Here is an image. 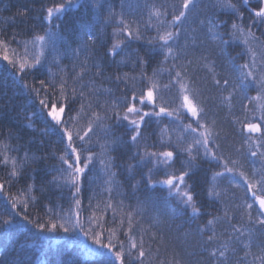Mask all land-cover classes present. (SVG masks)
<instances>
[{
	"label": "snow or ice",
	"instance_id": "6c2138e0",
	"mask_svg": "<svg viewBox=\"0 0 264 264\" xmlns=\"http://www.w3.org/2000/svg\"><path fill=\"white\" fill-rule=\"evenodd\" d=\"M113 2L41 0L43 34L29 25L30 41L18 40L16 33L6 36L0 29V96L10 82L31 109L19 130H0V264H67L48 259V245L80 235L87 238L90 254L104 258L102 264H152L154 254L156 264H195V250L172 248L167 254L171 246L165 244L164 228L182 215L212 216L196 229L209 264H264V233L258 240L254 235V229H264V168L251 174L242 170L233 152L224 150L222 130L209 108L210 100L218 101L231 113L233 100L243 97L247 104L241 103V116H233V122L245 143L253 136L259 137L257 148L264 143V103H258L264 101V40L253 31L264 35V0H256L255 8L250 0L240 6L231 0H150L142 5L147 20L138 16L139 0L135 6L120 0L119 11ZM217 9L234 19L218 21ZM34 11L24 7L16 15L27 24ZM193 23L219 51L198 43ZM148 29L155 35L147 38L143 54L135 49L125 53L126 59H115L132 42L144 40ZM234 46L243 51L218 64ZM157 56L161 67L149 75L146 69ZM63 59L72 61L70 71ZM125 63L139 67V75L105 76L108 67ZM198 72L205 75L198 79ZM104 79L123 83L128 94L115 97L97 83ZM209 85L215 97L205 95ZM250 90L256 95L249 97ZM152 125L156 128L149 133ZM248 154L264 157L251 148ZM220 180H228L231 189L243 185L247 199L225 203L228 189ZM65 190L67 212L55 202L43 205L44 215L30 210L38 203L36 193L63 197ZM232 199H240L234 191ZM205 201L223 204L224 215L207 211ZM81 210L90 214L81 219ZM234 218L238 225L231 223ZM217 223H227L230 231L217 233ZM18 234L32 240L37 251L29 254L23 243L10 247V238Z\"/></svg>",
	"mask_w": 264,
	"mask_h": 264
},
{
	"label": "trees",
	"instance_id": "16d2710c",
	"mask_svg": "<svg viewBox=\"0 0 264 264\" xmlns=\"http://www.w3.org/2000/svg\"><path fill=\"white\" fill-rule=\"evenodd\" d=\"M57 2H60V0H57ZM130 2L133 4V6L136 5L137 0H130ZM141 7L138 10V16L142 18L143 20H147L146 16V9L142 6L144 3L150 2V0H139ZM169 3L172 2V0H168ZM232 3H236L238 6L242 3V0H231ZM44 3H50V0H44ZM251 7H256V0H250ZM24 7H31L34 8L35 11L30 13V19L27 24L22 23L21 19L16 15L17 11L19 9H22ZM113 7L116 8L117 11L120 10V0H114ZM202 7H204L202 5ZM41 8V0H0V29L4 30L6 33V36H10L13 33L17 34L18 40H29L31 39L32 33L29 32L28 28L29 25H36L35 27V33L37 34H43V29L40 26L39 23V17L41 15L40 12ZM127 11V9H125ZM241 11H244V8L241 7ZM207 12L209 15L212 14L213 10L211 8L207 9ZM215 13L219 20H230L234 19V17H230L229 14L222 12L221 10L217 9L215 10ZM247 15V14H246ZM170 18V17H169ZM203 19V16L201 17ZM217 21V22H218ZM192 28L197 29L195 33H192V35H195L197 37L198 43L200 41H203L208 45V48L213 51H219L215 47L216 43L215 41H212L204 31L201 30L198 23H193ZM115 27V25H113ZM108 34H111L112 27H109L107 30ZM220 31H224L223 28L220 29ZM253 31L256 33L257 36H260L262 40H264V35L256 29H253ZM142 35L145 37L144 40L141 41H134L132 42L129 47L125 49L124 52L120 54V56H117L115 59L117 61L126 59L125 53H131L135 49H139L141 51V54L145 52V48L143 45L146 44L147 38H150L155 35V32L151 29H148L142 33ZM122 38V37H121ZM226 38V37H225ZM15 46V45H14ZM110 46V45H109ZM259 47V45H257ZM194 55H199V49L192 50ZM243 51L242 46H234L232 48L227 49V55L224 57L222 61L218 60L219 63H226L227 59L229 57H235L237 56V53H240ZM259 55V53H258ZM98 56H103V49H100ZM162 59V57L157 56L150 64V66L146 69L149 75H151L152 70L161 67L159 64V61ZM244 59H247L245 57ZM237 62L242 63L243 60H237ZM72 61L69 59H63L61 61V64L69 69L70 71V65ZM51 71L53 73H56L59 71V68L53 64L50 66ZM163 67H167V65H164ZM218 71H222L221 68L218 67ZM140 72L139 67H134L130 63H125L117 66L116 64H113L111 67H108L105 72V76H113V75H122L124 73H128L132 76H138ZM46 75V73H45ZM205 74L203 72L197 73V78L203 77ZM38 78H45L44 76H40ZM29 82H31L32 78H27ZM162 82L166 81V76H161ZM97 83L102 84L104 88H110L113 90L115 97H122L124 95H127L128 92L125 89V85L123 83L117 85L115 83L109 82L107 79L104 80H98ZM210 91L206 92L205 95L209 97H215L217 95L216 91L214 89H211V86H208ZM6 95L0 96V130L7 131L8 129H12L13 131L19 130V126L23 124L24 122V116L26 112L31 111L30 108L27 107V104L30 103V101H27L25 96L21 93V91L18 88H14L11 86L9 82V87L6 90ZM247 95L249 97L255 96L256 91L250 90ZM241 103L247 104V100H244L243 97H237L233 100V108L230 113L229 108L226 105L220 104L218 101L212 102L209 101V108L211 109L210 115L212 113H215L214 117L217 120V123L222 130V144L224 146V150L226 152H233V159H239L241 163L244 165L242 168L243 171H245L248 174H251L252 169H262L264 168V157L260 156L259 154L256 157L249 156V148H251V151H257L258 153L264 152V143H261L260 147L257 148L256 141L259 140L258 136H253L251 141L248 143H245V137L240 134L239 131V125L235 124L233 122V116L240 117L241 116ZM258 103H264V101H260ZM249 107H252V105H249ZM258 114V113H257ZM167 123V121H165ZM156 128V125H152L148 132L152 133L153 129ZM122 131V130H121ZM155 138V137H153ZM27 139V137H25ZM15 143V141H13ZM101 143H103V140H101ZM241 145L243 147L241 148ZM28 147V146H26ZM32 151L36 152V147L31 146ZM235 149H241L240 154L235 153ZM94 151L99 152L100 149L96 148ZM39 155V152L36 153ZM115 155V153H113ZM49 163H52V161H49ZM33 167L40 168L41 166L38 164L33 165ZM99 168V166H97ZM207 167V165H205ZM214 171H220L219 168L214 167ZM2 174V173H0ZM209 176L211 173L208 174ZM119 180L123 181L125 179L124 176L118 177ZM137 179H139V176H137ZM218 184L224 189H228V194L224 197L225 203H235L239 204L244 199H247V196L245 195V188L243 185H241L239 188L231 189L229 188V181L228 180H220L217 181ZM126 186V185H125ZM235 192L236 196L240 199L233 200L232 199V192ZM38 197V203L36 205V208L33 210L30 208V210L34 211V214H40L44 215L46 209L43 207L45 204H53L54 202L56 204L63 206V211L67 212L70 207V203L68 200V192L65 190L63 193V197H61V194L59 192H48L45 195L41 196L40 193H36ZM88 194H85V197ZM249 203L251 200L248 201ZM84 204L87 205V199L85 198ZM205 205L207 207V211L211 212L214 216H223L224 215V205L221 203H213L212 201H205ZM255 209V205H254ZM54 211H61L60 208L54 207ZM90 213L87 210H81L80 217L81 219H84L87 217ZM97 215H100L98 212ZM253 215H255V211H253ZM47 218V217H45ZM105 219H110V216H106ZM212 219V216H202L193 219H189L188 216H180L176 219L169 220L168 224L164 228V234H165V244L170 245L169 251L167 254L171 253V249L174 248L176 251H182L190 253L192 251H196L197 255L192 257L195 264H209V255L207 251H202L199 248V242L201 241V237L199 235H196V229L197 227H203L208 220ZM233 225H238L240 221L238 219H233L231 221ZM106 227L113 226L111 224H106ZM215 231L217 233H223L225 230L230 231L229 225L227 223H217L215 226ZM262 233H264V229L256 228L254 229V235L257 238H261ZM211 233H206V235ZM206 235L204 238H206ZM121 239L124 237L121 236ZM87 241V238L80 235L75 238V240L66 241V240H60L59 242L53 241L48 245L49 248V256L48 259L50 260H64L67 262V264H102V260L104 258L97 257L95 255H92L89 253V250L85 246ZM24 244V250L28 252L29 254L32 252L37 251L35 244L32 240H27L25 242V238L23 235H16L12 238H10L9 246L15 247L18 244ZM253 251L255 252L256 249L253 248ZM160 252L162 255H165V249L164 247H160ZM242 255V253H241ZM11 258V257H10ZM152 264H156L155 262V254L152 258Z\"/></svg>",
	"mask_w": 264,
	"mask_h": 264
}]
</instances>
